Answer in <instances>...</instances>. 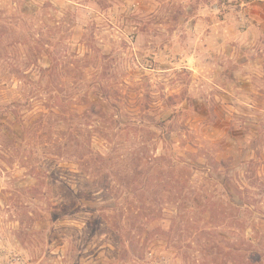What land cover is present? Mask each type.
Masks as SVG:
<instances>
[{"label":"rangeland","instance_id":"obj_1","mask_svg":"<svg viewBox=\"0 0 264 264\" xmlns=\"http://www.w3.org/2000/svg\"><path fill=\"white\" fill-rule=\"evenodd\" d=\"M0 264H264V0H0Z\"/></svg>","mask_w":264,"mask_h":264}]
</instances>
